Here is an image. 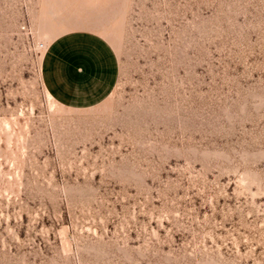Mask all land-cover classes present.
<instances>
[{
  "label": "rangeland",
  "instance_id": "1",
  "mask_svg": "<svg viewBox=\"0 0 264 264\" xmlns=\"http://www.w3.org/2000/svg\"><path fill=\"white\" fill-rule=\"evenodd\" d=\"M71 29L88 108L39 77ZM0 264H264V0H0Z\"/></svg>",
  "mask_w": 264,
  "mask_h": 264
},
{
  "label": "crops",
  "instance_id": "2",
  "mask_svg": "<svg viewBox=\"0 0 264 264\" xmlns=\"http://www.w3.org/2000/svg\"><path fill=\"white\" fill-rule=\"evenodd\" d=\"M118 71L113 46L87 29H71L55 36L39 60L42 85L56 102L71 108H88L104 100Z\"/></svg>",
  "mask_w": 264,
  "mask_h": 264
}]
</instances>
